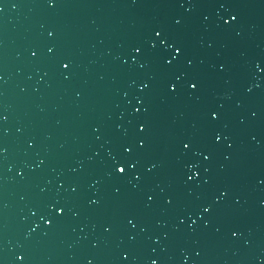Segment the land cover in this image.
<instances>
[{
    "label": "water",
    "instance_id": "obj_1",
    "mask_svg": "<svg viewBox=\"0 0 264 264\" xmlns=\"http://www.w3.org/2000/svg\"><path fill=\"white\" fill-rule=\"evenodd\" d=\"M0 264H264L254 0H0Z\"/></svg>",
    "mask_w": 264,
    "mask_h": 264
},
{
    "label": "snow or ice",
    "instance_id": "obj_2",
    "mask_svg": "<svg viewBox=\"0 0 264 264\" xmlns=\"http://www.w3.org/2000/svg\"><path fill=\"white\" fill-rule=\"evenodd\" d=\"M120 171L122 172V171H123V169H120Z\"/></svg>",
    "mask_w": 264,
    "mask_h": 264
}]
</instances>
